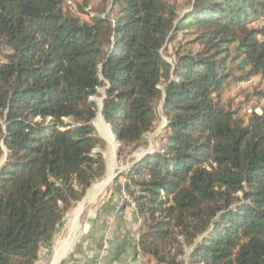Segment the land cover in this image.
<instances>
[{
  "label": "trees",
  "instance_id": "obj_1",
  "mask_svg": "<svg viewBox=\"0 0 264 264\" xmlns=\"http://www.w3.org/2000/svg\"><path fill=\"white\" fill-rule=\"evenodd\" d=\"M67 1L0 0V264H39L106 174L92 126L101 87L120 159L145 143L159 104L167 118L156 151L126 175L137 253L264 264V114L223 100L233 85L264 83V27L253 26L264 0H197L183 15L177 0H83L86 20Z\"/></svg>",
  "mask_w": 264,
  "mask_h": 264
},
{
  "label": "rangeland",
  "instance_id": "obj_2",
  "mask_svg": "<svg viewBox=\"0 0 264 264\" xmlns=\"http://www.w3.org/2000/svg\"><path fill=\"white\" fill-rule=\"evenodd\" d=\"M82 1L83 0H68L65 3V8L72 10L75 15L79 16L81 19L86 20V17L83 14L78 12V4L82 3ZM196 1L197 0H177L176 8H177L178 13L181 15H183L184 13H187L194 7ZM100 5H101V2L99 0H94L93 6L99 7ZM109 15L110 16L112 15L110 11H109ZM253 26L254 27H264V19L260 20L259 22H256L255 25ZM184 38H185L184 35H181L179 40H182ZM174 45L175 43L170 44L169 47L167 46L168 51L166 49L162 51V54L167 59L170 58V54L172 53V48ZM4 53H6V51L0 48V60L1 61L3 60L2 55ZM101 79H103L102 75H101ZM98 92H99V95L94 98V101L97 103L99 112L95 120L92 122V126L95 128L97 136L102 140L103 144H102V147L97 148L94 151V154H101V156L104 158L106 162L107 171L104 177L98 180L94 185H97L95 187L99 186V189H102L107 183L108 185L105 186L100 192H98L95 195V197H94V193H92L90 196H93L94 199L90 203L88 202L85 203L86 198L91 192V189L94 185L88 190L84 199L81 202H79L66 216L65 222L63 225L60 226L59 231L57 232L56 237L54 241L52 242V244L42 248L39 264H50L52 262L56 247L58 246L59 242L62 241L63 239L73 236L72 245L75 243L76 239L81 233L83 225L85 224L86 217L88 216L89 211L98 201H100V198L105 193H109L112 189H117L118 193L120 192L119 196H120L121 202L125 199L121 190H122V187H124L126 183V175L129 172V169L133 164V160H139L142 157H144L145 154H151L155 152L158 146V141L160 140L161 135L164 134V128L167 123V118L163 110V104H159L158 120L155 124L153 131L146 136L145 143L131 156L125 155L122 159H120L119 151H118V154H116L115 156V148L117 149V143H116V147L114 146V143L112 146V143L110 142L109 138L101 133L97 125V121L99 120L100 117L102 121L104 119L102 115V106H103V97L105 96V87L99 88ZM223 100H224V103L228 105L230 109H232L233 111H238L240 116L245 115V114L249 115L251 113L263 115L264 114V83L259 78L256 77L248 82H243L237 85H233L227 92L224 93ZM104 123L108 128H110L109 130L112 131L110 125L106 121ZM110 133L112 136L114 135L113 131ZM114 136H113V139H114ZM112 155H114L115 157L114 161H111ZM4 160L5 159L1 161L0 167L2 166ZM110 164H112L115 167L114 173L106 182L101 183L104 180H106L108 177V172L110 171V166H109ZM112 177L113 178L115 177L113 181H111ZM83 203L85 204H84L83 211L79 217V227L75 232L71 233L70 232L71 222L74 218V215L79 205ZM126 205H129V204L126 202L125 205L124 206L121 205V207H125ZM186 261H187V258H186Z\"/></svg>",
  "mask_w": 264,
  "mask_h": 264
},
{
  "label": "crops",
  "instance_id": "obj_3",
  "mask_svg": "<svg viewBox=\"0 0 264 264\" xmlns=\"http://www.w3.org/2000/svg\"><path fill=\"white\" fill-rule=\"evenodd\" d=\"M93 189L95 197L101 189ZM119 193L112 189L99 197L75 243L69 240L72 247L60 257V264H152L137 253L135 235L141 220L131 205L121 207Z\"/></svg>",
  "mask_w": 264,
  "mask_h": 264
},
{
  "label": "bare ground",
  "instance_id": "obj_4",
  "mask_svg": "<svg viewBox=\"0 0 264 264\" xmlns=\"http://www.w3.org/2000/svg\"><path fill=\"white\" fill-rule=\"evenodd\" d=\"M101 118V117H100ZM99 118V120L97 121V125H98V127H99V129H100V131H101V133L103 134V135H105V136H107L108 138H109V140H110V142L112 143V146H113V143H114V146L116 147V143H117V141H116V138H115V136H114V139H113V136L111 135V133L110 132H112L111 130H109L110 128H108L106 125H105V123H104V121H102L101 119ZM116 151H117V149L115 148V156H116ZM114 159H115V157H114V155H112V158H111V161H114ZM112 164H110L109 166H110V171L108 172V177H107V179L106 180H104L103 182H101V183H104V182H106L112 175H113V173H114V169H115V167L112 165ZM113 178V177H112ZM112 180V179H111ZM100 184V183H99ZM108 185V183L105 185V186H107ZM95 186H97V185H94L93 187H92V189H91V192L89 193V195L87 196V198H86V201H85V203H90L92 200H93V196H90L93 192V188H95ZM104 186V187H105ZM103 187V188H104ZM102 188V189H103ZM101 189V190H102ZM100 190V191H101ZM99 191V192H100ZM90 196V197H89ZM93 197V198H92ZM85 203H83V204H80L79 205V207H78V209H77V211H76V213H75V215H74V218H73V220H72V222H71V227H70V232L71 233H73V232H75L77 229H78V227H79V217H80V215H81V213H82V211H83V208H84V204ZM70 234V233H69ZM75 235V234H74ZM72 237L73 236H71V237H69V238H66V239H63L62 241H60L59 242V244H58V246L56 247V250H55V253H54V257H53V260H52V262L50 263V264H56V261H57V259H58V261H57V264L59 263V261L62 259V258H60L61 256H63V255H65L66 253H67V251L69 250V247H70V245L71 244H69V245H67L68 244V242H69V240H73L72 239ZM75 237V236H74ZM60 258V259H59Z\"/></svg>",
  "mask_w": 264,
  "mask_h": 264
},
{
  "label": "built area",
  "instance_id": "obj_5",
  "mask_svg": "<svg viewBox=\"0 0 264 264\" xmlns=\"http://www.w3.org/2000/svg\"><path fill=\"white\" fill-rule=\"evenodd\" d=\"M121 192H122V194L125 197V199L121 202V205L124 206L125 203L127 202V203H130V205L134 208V203H133L132 199L130 198V196L128 195V193L126 192L125 187H122ZM138 237H139V234H136L135 238H136L137 241H138Z\"/></svg>",
  "mask_w": 264,
  "mask_h": 264
},
{
  "label": "water",
  "instance_id": "obj_6",
  "mask_svg": "<svg viewBox=\"0 0 264 264\" xmlns=\"http://www.w3.org/2000/svg\"><path fill=\"white\" fill-rule=\"evenodd\" d=\"M100 113H101V111H100ZM103 121L105 122V120L103 119ZM167 124V123H166ZM115 138H116V141H117V151H116V154H118V151H119V147H120V143H119V141H118V139H117V137L115 136ZM115 179V177L114 178H112V180L111 181H113ZM62 262V260H60L59 261V263L58 264H60Z\"/></svg>",
  "mask_w": 264,
  "mask_h": 264
}]
</instances>
